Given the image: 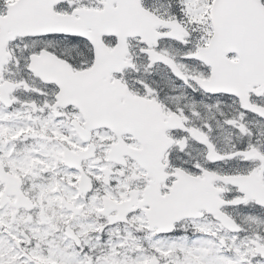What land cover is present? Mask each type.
Masks as SVG:
<instances>
[{"label": "snow or ice", "instance_id": "snow-or-ice-1", "mask_svg": "<svg viewBox=\"0 0 264 264\" xmlns=\"http://www.w3.org/2000/svg\"><path fill=\"white\" fill-rule=\"evenodd\" d=\"M0 264H264V0H0Z\"/></svg>", "mask_w": 264, "mask_h": 264}]
</instances>
